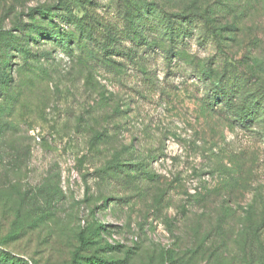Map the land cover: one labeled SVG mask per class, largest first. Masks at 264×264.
I'll list each match as a JSON object with an SVG mask.
<instances>
[{
    "label": "rangeland",
    "instance_id": "1",
    "mask_svg": "<svg viewBox=\"0 0 264 264\" xmlns=\"http://www.w3.org/2000/svg\"><path fill=\"white\" fill-rule=\"evenodd\" d=\"M59 1L0 0V255L264 264V100L248 128L204 103L223 64L264 85V0ZM115 153L155 180L101 174Z\"/></svg>",
    "mask_w": 264,
    "mask_h": 264
},
{
    "label": "trees",
    "instance_id": "2",
    "mask_svg": "<svg viewBox=\"0 0 264 264\" xmlns=\"http://www.w3.org/2000/svg\"><path fill=\"white\" fill-rule=\"evenodd\" d=\"M57 8L58 10H68L63 0L58 2ZM147 8L151 11H158L155 7L149 4L147 5ZM30 11L35 12L42 18H51L53 16L51 10L45 7L34 8ZM158 12L161 14L159 19L167 22L166 30L173 33V28L176 24L173 22L172 16L160 10ZM189 16L190 15H188V17L184 16L181 18L185 21L189 19ZM82 18L76 19V24H78L80 34L81 36L82 34L91 36V24L86 23ZM131 24L132 30L138 34V38L140 40H144L145 37L142 35V28L144 25L142 17H137L133 22H131ZM208 33L212 34L211 31H208ZM52 35V37H54L55 40L59 41L62 45L68 43L66 42L68 38L66 35L58 33H52ZM139 45L141 46V43ZM105 47L107 48L108 46ZM128 57L133 59L130 54ZM221 66L220 75L216 82L208 85L209 93L205 95L204 103L210 109H213V107L219 108V110L223 111V114H225L227 119L238 124L242 128H248L259 116L257 111L260 109L259 105L261 101L264 100V85L251 84L248 86L245 84L246 80L242 72L237 69H233L232 71L227 70L224 64ZM6 78V75L0 76V83L2 85L7 84L8 86V81H5ZM100 172L101 174L108 176H117L116 179L120 177H124L129 180L131 179L133 181L135 179V181L139 183H146L148 181L150 182L155 180L154 175L148 169L147 165L121 163L120 157L116 153L112 156L111 160L106 164L104 169L100 170ZM78 240L80 246H86L89 243V238L85 235H80ZM6 257L7 255L5 253H1L0 259L6 260ZM85 261L88 262V264H106L105 262L95 258H86ZM5 262L12 264L8 260ZM72 264L85 263L78 261L76 252L73 256Z\"/></svg>",
    "mask_w": 264,
    "mask_h": 264
}]
</instances>
